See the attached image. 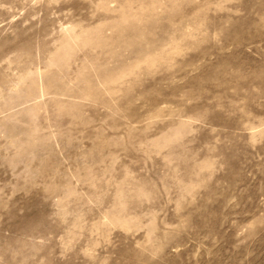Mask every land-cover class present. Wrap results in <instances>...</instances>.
<instances>
[{
    "label": "rangeland",
    "instance_id": "obj_1",
    "mask_svg": "<svg viewBox=\"0 0 264 264\" xmlns=\"http://www.w3.org/2000/svg\"><path fill=\"white\" fill-rule=\"evenodd\" d=\"M0 264H264V0H0Z\"/></svg>",
    "mask_w": 264,
    "mask_h": 264
}]
</instances>
